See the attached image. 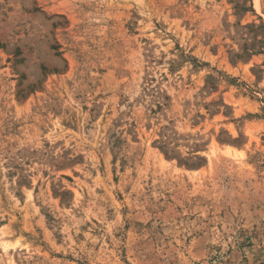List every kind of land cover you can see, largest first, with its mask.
Returning a JSON list of instances; mask_svg holds the SVG:
<instances>
[{
  "label": "rangeland",
  "instance_id": "1",
  "mask_svg": "<svg viewBox=\"0 0 264 264\" xmlns=\"http://www.w3.org/2000/svg\"><path fill=\"white\" fill-rule=\"evenodd\" d=\"M264 261V0H0V264Z\"/></svg>",
  "mask_w": 264,
  "mask_h": 264
},
{
  "label": "trees",
  "instance_id": "2",
  "mask_svg": "<svg viewBox=\"0 0 264 264\" xmlns=\"http://www.w3.org/2000/svg\"><path fill=\"white\" fill-rule=\"evenodd\" d=\"M259 264H264V261H262L261 263H259Z\"/></svg>",
  "mask_w": 264,
  "mask_h": 264
}]
</instances>
